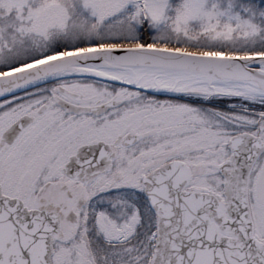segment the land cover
Instances as JSON below:
<instances>
[{
	"label": "snow or ice",
	"instance_id": "1",
	"mask_svg": "<svg viewBox=\"0 0 264 264\" xmlns=\"http://www.w3.org/2000/svg\"><path fill=\"white\" fill-rule=\"evenodd\" d=\"M0 264H264V0H0Z\"/></svg>",
	"mask_w": 264,
	"mask_h": 264
}]
</instances>
